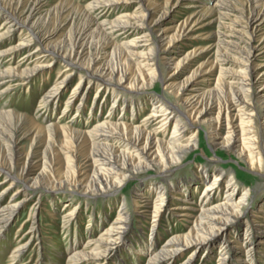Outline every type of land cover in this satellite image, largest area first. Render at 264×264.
Instances as JSON below:
<instances>
[{"label":"bare ground","instance_id":"bare-ground-1","mask_svg":"<svg viewBox=\"0 0 264 264\" xmlns=\"http://www.w3.org/2000/svg\"><path fill=\"white\" fill-rule=\"evenodd\" d=\"M160 1L91 0L81 6L72 0H0V96L16 86H28L40 73L46 74L41 78L49 77L61 64L63 75L58 83L40 95L42 111L61 101L62 87H67L75 72L81 76L60 116L74 105V116H82L95 86L92 119L112 102L107 111L110 118L88 128L41 124L27 113L0 108V237L27 203L33 214V231L10 253L9 264H17L15 260L30 242H40L36 217L44 212L46 202L55 209L67 198L61 212L69 223L80 214L71 197L81 195L86 202L102 199L104 208L111 209L121 196L116 193H124L132 180L135 192L124 193L114 217L96 218L105 228L73 246L67 264H113L124 251L138 257V264H230L236 252L242 257L232 260L233 264L264 262V230L257 228L263 225L264 198H259L260 209L251 204V188L240 189L229 169L220 170L217 159V154L227 151L239 164L263 174L264 120L256 137L253 118L264 108V0H204L207 3L201 10L191 11L179 23L172 0ZM195 1L199 2H191ZM122 2L123 9L135 2L134 12L116 14ZM209 2L215 3L206 6ZM214 25L215 30L208 29ZM17 30L25 36L15 41ZM151 36L148 52L135 49ZM211 38L212 44L204 43ZM193 44L197 47L177 62L181 47ZM211 48L214 59H205ZM20 52V62H5ZM189 61L198 64L186 81L178 82V68ZM173 64L175 71L163 75ZM214 67L219 69L216 76ZM159 80L166 89L163 95L149 94L145 87H156ZM222 97L225 111L219 107ZM147 105L149 113L136 122ZM234 118L240 122V131ZM153 124H161L155 133L149 130ZM203 126L216 158L197 165L196 173L177 177L181 169L177 164L200 145ZM28 138L29 150L23 154L21 143ZM61 149L66 154L65 170ZM79 152L91 162L90 172L77 165ZM256 152L257 157L253 156ZM227 175L231 177L225 182ZM153 176L159 181L153 183ZM203 184L196 201L193 196ZM221 189V200L212 202ZM36 192L40 196L33 201ZM148 192L156 195L154 201ZM131 198L132 213L123 210ZM175 217H180L187 231L160 241L169 233L165 222ZM147 222L152 229L145 232ZM187 250H192L188 258L178 262Z\"/></svg>","mask_w":264,"mask_h":264},{"label":"rangeland","instance_id":"rangeland-1","mask_svg":"<svg viewBox=\"0 0 264 264\" xmlns=\"http://www.w3.org/2000/svg\"><path fill=\"white\" fill-rule=\"evenodd\" d=\"M58 1L59 0H53V3H56ZM72 1L74 3H76L77 5L84 6L88 2H90L91 0H72ZM163 1H165V0H161L160 2H163ZM191 1L192 0H181L179 3H176L177 0L171 1L172 4L171 3L170 4L172 6L175 5V8H174L176 11L175 17H176V19H178V23L180 21L184 20L191 13V11H193L195 9L201 10L205 6V4L207 3V2H204V0H199V2H196V1L191 2ZM213 1H215V0H213ZM246 1L247 0H240V2H243V3H245ZM189 3H192L191 7L186 6ZM214 3L215 2H209L208 5H206V6H211ZM120 5H121V8H120V10H117L116 14L120 13L121 11H123L126 14L128 12L133 13L134 8L136 6V3L135 2L129 3L127 5V8H125V9H123L125 3L122 2ZM212 18L213 17H210V19H212ZM2 21L3 20L1 19L0 25L2 24L1 23ZM190 23L192 24V22H190ZM215 28H216V25L208 27V29H211L212 31L215 30ZM114 35H117V34H114ZM24 36H25V34H23L22 32H20L18 30L15 31V41L20 40ZM152 38H153V36L150 37L151 40H149V41L138 42L139 44L137 43V46H135V49L138 51H142L144 53L148 52V49H149L148 46L153 42ZM213 42H214V38H211L209 40L204 41V43L205 44L207 43L208 45L212 44ZM142 45H147V46H142ZM31 47H33V45L30 46L29 48H31ZM195 47H197V45H194V44L191 46L181 47V50L176 54V56H177L176 61L178 62V60L180 58L185 56L188 51L194 50ZM212 48L208 52H205L206 53V56H204L205 59L206 58H211V59L213 58L214 59L215 49H212ZM22 52H24V50ZM22 52L18 53L17 55H14L12 57L13 58L12 60L9 59V60H6L5 62L6 63L8 62L9 65H13V64L15 65L17 62L21 61L19 59L21 57ZM189 62L182 64V66H180L178 68V70H177V72H178L177 81L178 82L182 83L183 81H186V79H188L191 76L194 68L198 64V63L196 64L195 62L194 63L190 62V64H189ZM62 69H63V66L61 64H57L55 66V68L52 69L51 75L49 77H46L45 79L41 78V76L44 77V75H46V74L40 73V74H38L32 78V81L29 83L28 86H16V89L4 93L3 95L0 96V98H1L0 99V108L1 107H5V108L8 107L12 110H15L16 112L27 113L29 116L33 117L34 119H36V121L38 123H41V124L65 123L68 125H72L76 128L77 127L88 128V126L94 125L97 121H99V119L101 121L103 119L110 118V117H107V111L111 107L112 102L108 101V103H107L108 105H106V107L103 110L100 109L101 111L98 113L99 118L98 117L96 118V116H95V118L92 119L93 115L90 113V111H91L90 103L92 102L91 99L94 98V96L96 95V89H95L96 86H95V88L91 89V92L89 95L90 100H89L88 104L85 107H83V111L80 112L81 114H79L82 116H78V115L77 116L75 115L76 117L74 116L75 112H77V110H76L77 105H74V106L71 105L72 107H70L71 109L69 110V112L67 114H62V116H60L61 113L63 112V109H64V102L66 101V99L69 98V96L71 95L72 89L74 88V86L79 81V77L81 76V73H78V72H75V74L72 76V78L70 77L67 87H65V86L62 87V88H64L63 89L64 91H63V94L61 97V101L59 103H57L56 105H51L50 109H49L50 111L49 110L42 111L40 109V106H39L40 95H41L43 89L50 87L52 84L58 83L57 78H59L61 75H63V72L61 71ZM174 71H175V69H174V64H173L167 71L166 70L163 71V75H170ZM213 71H215V76H216L219 73L218 67H214ZM87 84H88V81L84 82L83 88ZM145 88H147V92H149V94H153V95H163L164 91L166 90L164 88L163 82H161L160 80L158 81V84L156 87L149 85V86H146ZM219 96H217V97L220 98ZM77 103H78V101H77ZM225 103H226V101L222 97V105H219V107H223V111H225V109H224ZM150 109H151L150 105L149 106L147 105L146 110L143 111L139 115V119L136 120V122L142 121V119H144L147 116ZM116 113H118V112H116ZM208 116H211V114H209ZM86 119L87 120L90 119L91 122L87 121ZM263 120H264V108L263 109L261 108L259 114L257 112H255V116L253 118V125L255 128L254 131H255L256 137H259L261 135L260 124ZM223 122H224L223 123V131L225 133L228 129L225 126L226 121L223 120ZM239 123L240 122H239V120H237V118L233 119V124H235L236 131H240V127H239L240 124ZM159 125H161V124H153L149 127V130H151V132L155 133L157 131ZM205 130H206V126H203V129H201V135L199 137L200 138V145L196 149H194L190 152H187L186 155H184L183 158L181 159V163L177 164V166L179 168H181V169H179L180 171H178L179 174L177 173V177L196 173L197 165H201L205 161L216 158L215 157L216 156L215 149L211 145L208 144V136L206 135ZM170 132H171V126L168 127L167 134H170ZM192 132H193V130H191L187 135H190ZM30 141L31 140L28 138V139L23 140V142L21 143V148H22L21 151L23 152V154H26L28 152L29 146H30ZM36 152L37 151H34L32 155H35ZM217 155H218L217 159H219V163H221V166H222L220 168V170L229 169L231 171V174H233V176L235 177V181L240 185V187H241L240 189L247 190L248 188H251V190L253 191V194H254L253 195L254 197L251 196V198H250L251 204L254 203V205H256L257 208L260 209V207H258V205H259L258 202H260L259 198L260 199L264 198V162H262L261 170H260L263 174H260V173L256 172L257 170L250 169L249 166L239 164L235 160V157L232 156L227 151L223 152V153H219ZM253 156L257 157V156H259V154L256 152L255 154H253ZM61 157H62L61 158L62 159L61 166L65 170L66 154L62 151V149H61ZM77 157H78L77 158V165L81 166V168L83 169L84 172L92 169L91 165H89L91 162L88 161L87 159H84L85 156H83L82 153L79 152L77 154ZM57 167H59V165H57ZM180 172H182V173H180ZM217 173L218 172H216V174ZM230 177H231L230 175H227L225 178V182L227 180H229ZM151 181L153 183H155V182L159 181V178L153 176V177H151ZM160 182L166 187V185H165L166 183L164 181L160 180ZM130 185H131L130 188L124 189V193H130L132 195L133 192H135L134 188L136 185H135V182L133 180L131 181ZM203 186H204V184L202 186H199V188L197 189L198 191H196L194 196H193V198L196 201H199V199H200V195H201V191H202ZM15 189L16 188L11 189L9 195H11L15 191ZM122 192L123 191L120 190L119 193H116L117 195L121 194V196L118 197L119 199L117 201H115V203L111 209L110 208H108V209L104 208L106 205L104 204V200H102V199L91 200V202L90 201L86 202L84 199L83 200L80 199V198H83L81 195L80 196L76 195L77 198H76V196H73V198L70 196L71 202L74 200V202H72V206L74 205L73 207H76V206L80 207L78 209L80 214L77 215L78 216L77 218H75V216H74L69 223L66 222L68 220L67 218L62 217V212H61L62 208L64 207V203H66V201H67V198L62 199L60 202H58L57 208H55V209H54V207L50 206L49 202H46V205L44 206V209H45L44 212H40L39 213L40 215L37 214L38 217H36V219L39 222L38 223L39 224L38 235L41 238L40 242L39 243L30 242L29 245L27 247H25L23 252H21V256L17 260H15V262L18 261L17 264H24V263L25 264H67L68 260H67L66 256L69 255V252L72 250L73 246L75 247L77 245L79 246L80 244H84L89 239L91 233H94L95 231L98 232L99 230L105 228L104 227L105 225L101 226V222H99V221L97 222V220H101V217L103 218V217H106L107 215H109L110 217H114L116 210H118L119 208L122 207V204L120 202V201H122V197L124 195V193H122ZM147 194H148V197L152 201L155 200L156 195L154 193L148 192ZM39 196H40L39 192H36L33 195V201H35ZM222 196H223V194H222V189H221L219 191V194H217L215 196V200L212 199L213 200L212 202L221 200ZM132 198L130 201H128L127 205H125L123 207V210L128 209V211L131 213H132V210L134 207L133 206L134 201L132 200ZM253 199H255V201H253ZM79 203H81V205ZM50 210H51V212H50ZM149 212H151V210H149ZM32 216H33V214L30 211L29 203H27V205L24 206L23 208H21V210L16 214V216L13 219L14 221L11 223V225H9L7 231H5V232L2 231L3 234L0 237V264H9L10 263V260H9L10 253L16 247H18L20 244L24 243L26 241L28 233L33 231L32 230V221H31ZM87 216L89 219L87 218ZM96 218H97V220H96ZM147 221H148V219H147ZM260 222H262L263 225L259 224V226H257V228H261L262 230H264V218ZM165 223H166L165 224L166 227H164V226L163 227L166 230H169V233H167L164 236V238L161 239L160 241H164L168 237L169 234H177V233H183V232L187 231V226L183 225V222L180 221V217H175V218H173L172 221H168ZM72 225H73V227H72ZM135 225H136V222H135ZM65 226H66V228H65ZM94 228H96V229H94ZM67 229H69V230H67ZM149 229H152V224H149L147 222L145 232L149 231ZM241 229L242 230H241L240 236H241V238H244L245 235L242 234V231L245 232V230L243 229V227ZM73 231H74V233H73ZM77 235H79V236H77ZM78 241H80V242L78 243ZM134 244H136V243H134ZM37 248H39V249L37 250ZM191 251L192 250H187L184 253H182L181 256L178 258V262L186 260L188 258L187 254L190 253ZM124 252H123L124 254H121V256H122L121 260L117 259L115 261V263H113V264H116V263L117 264H124V263L125 264H129V263L130 264H138V257L132 256L133 257L132 258L131 254L127 255L128 254L127 251H124ZM214 256H217V253H215L213 255L212 260H214L216 258ZM239 256L242 257V254H239V252L234 253L230 259V264H233L234 263L233 261L236 259V257H239ZM130 257H131V259H130ZM132 259H134V260H132ZM28 262H30V263H28ZM175 264H177V262ZM195 264H197V262ZM207 264H209V263H207ZM235 264H242V263L237 262ZM256 264H264V262L263 263H256Z\"/></svg>","mask_w":264,"mask_h":264}]
</instances>
